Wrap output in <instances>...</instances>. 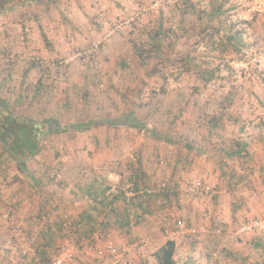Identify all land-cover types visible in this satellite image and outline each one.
Returning a JSON list of instances; mask_svg holds the SVG:
<instances>
[{"label":"rangeland","instance_id":"rangeland-1","mask_svg":"<svg viewBox=\"0 0 264 264\" xmlns=\"http://www.w3.org/2000/svg\"><path fill=\"white\" fill-rule=\"evenodd\" d=\"M18 1L0 15V97L35 123L42 148L23 172L0 146V264H37L93 236V252L67 264H157L169 239L179 244L177 264L261 261L254 243L264 233H237L262 215L264 199L256 217L228 222L220 181L234 172L243 193L252 191L251 166L264 163L255 154L264 146V17L236 0L211 24L209 0H191L196 9L185 14L184 0ZM161 18L157 53L149 40ZM237 33L242 44L229 45ZM47 120L63 131L44 137ZM238 144L242 155L229 156ZM134 182L152 196L127 197ZM120 191L125 199L114 202ZM85 209L98 228L89 239ZM215 209L223 217L211 218ZM188 210L202 220L197 212L190 222ZM207 240L216 255L199 259ZM108 242L128 248L120 262L94 253Z\"/></svg>","mask_w":264,"mask_h":264},{"label":"trees","instance_id":"trees-1","mask_svg":"<svg viewBox=\"0 0 264 264\" xmlns=\"http://www.w3.org/2000/svg\"><path fill=\"white\" fill-rule=\"evenodd\" d=\"M29 1L30 3L42 2V0H24V4L28 3ZM18 2H19L18 0H0V15L4 13H8L14 8H16L17 6L22 5V4L19 5ZM224 4L225 3H220L218 5L213 4L210 7L212 8L211 12L208 14L210 24L213 23L215 19L219 18L221 11L224 9ZM182 5L184 7H188V10H185V9L183 10L184 14L191 10L196 9V7L191 3V0H184V2H182ZM224 12H229V10L227 11V9H225ZM160 22H161L159 26L160 29L159 31H156L155 33L156 37H154V39L151 38V40H149V43L153 47L151 45L149 46L154 48L157 51V53L163 47V42L161 39H162V36L165 34L164 23L162 22V18ZM239 36H240L239 33L233 36L228 35L226 37V39L228 40V44L229 45L235 44V45L240 46V44H242L241 43L242 41ZM234 41L235 43L231 44V42H234ZM145 50L146 49H143L140 51L144 52ZM141 56H142V53H141ZM191 64L193 65V62H191ZM206 73H209V75L211 74V76H213L212 71L206 72ZM207 80H210V79H207ZM46 122H47L46 130L43 133L44 137L47 135L58 133L59 131L60 132L63 131L60 128V125L58 123L52 120H47ZM93 124L94 123H91L90 125H93ZM90 125L75 124V126H73L72 128L76 131H85V130H88L89 127H91ZM58 128H60L61 130H59ZM0 146L3 152H5L9 157H11L14 161H16V163L18 164V168L23 172L27 170L26 161L38 155L42 148L41 141L38 138V132L37 130H35V123L30 119L22 118L16 115L14 111L12 110L10 103L7 100H4L2 97H0ZM236 147L238 149L234 151L231 150L229 152L231 153L229 154L230 156H233V154L240 155L242 151L244 152L245 150L239 144ZM133 184H134L133 190L137 192L140 190H150L148 188L146 189L141 188L142 186H140L138 182H134ZM105 191L106 190H102L99 188L96 189L97 196H101L103 201L108 200V196L105 195ZM93 194H94L93 192H89V196H93ZM165 194L166 192H164L161 195H165ZM169 195L170 194L167 193L165 195L166 198H169ZM144 196L151 197L152 193L146 192ZM125 197H126L125 194L120 191L119 194L115 195L113 200L114 202H116L118 198L125 199ZM111 204L112 203H110L108 206H110ZM106 208L109 209L108 207H105V209ZM85 223L89 225V228H87L88 230H85V233L89 239L96 232H98L97 231L98 228L96 226L97 222L94 221L93 215L91 216L90 214H87V216L85 217ZM129 224H130V221L128 218H126V221L123 225L130 226ZM176 250H177V246H176L175 240H172V239L167 240L165 244L161 246L154 254L157 264H177L175 260ZM40 262L50 264L51 256L48 253H46V255L42 254V257L39 258V263Z\"/></svg>","mask_w":264,"mask_h":264},{"label":"crops","instance_id":"crops-1","mask_svg":"<svg viewBox=\"0 0 264 264\" xmlns=\"http://www.w3.org/2000/svg\"><path fill=\"white\" fill-rule=\"evenodd\" d=\"M209 1L211 2L212 5L213 4L217 5L216 4V0H209ZM231 2H233V0H218V4L225 3L226 8H230L229 9L230 13L233 12V8H234V7H231V5H230V4H232ZM261 148L263 149V151H261L262 150ZM255 150H256L255 154H256V152H261L262 157L264 158V146L263 147H259V148L256 147ZM232 151H234V150H232ZM241 155H242V153H241ZM233 156H234V154H233ZM233 156H231V157H233ZM254 162H255V164L251 166L253 168V170L251 169V172L253 173V176H254V177H251V178H253V180H252V189H251L252 191H248L246 193H243L245 190H242L241 187H240V185L242 184V182H241L242 179L239 176H236L234 172H231L232 174L230 176H228L227 173H226V175L228 177L224 181L223 180L220 181L222 184H224L225 182L227 183L225 188L229 192L228 193V197L231 200V203L227 204L228 206H226L224 204L225 213H228V215H227L228 218H226V221H228V222L229 221L232 222L233 220L236 219V217H238L240 215H244L245 218H249V217H253L254 218V216L255 215L257 216L260 213V211H261L260 202L264 199V163L258 162V161H256V159H255ZM218 189L219 188L217 187L216 190H218ZM220 194H221V192H220ZM236 197L239 199L238 201L236 200ZM217 207L218 206H216V208ZM126 210H125V212H127ZM146 211H148V207L142 206L141 212H146ZM217 211H218V209H215V210L211 211V218L215 219V216L217 218L223 217V216H220L221 214H219ZM197 212H198V217H199L198 221L202 220V214L203 213L201 211L192 212L191 210H188L186 215L189 214L190 222H192V223H196L197 222L196 221ZM87 214H90L92 216V213H91L90 209H88V210L85 209L83 211V214H81L82 215L81 222L85 221V217L87 216ZM192 214L194 216H192ZM82 224H84V223H82ZM210 241L207 240L206 244L204 246H202L200 244V247H199V250H198L199 259H201V257H200L201 254L205 255V252L212 251L210 254H215L216 253V252H213V250H209V248H211ZM224 241L225 240H223L222 242H224ZM188 242H183L182 241V243H181V244H183L182 247H181V244H180V247L182 249V252H183L184 256L185 255L186 256H190L191 255V254L189 255ZM211 242H212V246H214V244H216L214 241H211ZM97 245H98V243H97ZM176 246H177V248H179V244L178 243H176ZM254 247L261 248L263 250V252H264V241H262L260 238H256L255 243H254ZM262 255H263V253H262ZM175 259H176V257H175ZM263 259L264 258H262L261 261H258L255 264H264V260ZM113 261H114V259H113Z\"/></svg>","mask_w":264,"mask_h":264},{"label":"built area","instance_id":"built-area-1","mask_svg":"<svg viewBox=\"0 0 264 264\" xmlns=\"http://www.w3.org/2000/svg\"><path fill=\"white\" fill-rule=\"evenodd\" d=\"M239 6L248 7V10L253 16L264 17V0H236ZM131 193H126V196L132 198V196H143L147 193H152L151 190H140V191H133ZM179 233L186 234V227L184 223L179 222ZM189 232V231H188ZM200 231H193L194 234H198ZM248 233H264V212L261 216L252 219L248 223L243 224L240 229L238 230L237 235L242 236L243 234ZM96 235V234H94ZM97 241V237L93 236L89 243L84 245H72L68 247H63L62 249L59 248V253L56 258H52L51 256V263L50 264H67L73 258H77L79 256H83L86 254H91L93 251L90 250V246ZM97 257L103 258L105 256H110L117 262H120L122 258L128 253V248L126 247H117L115 244L108 242L104 248L97 249L94 252ZM38 264H46L44 262H40L38 260Z\"/></svg>","mask_w":264,"mask_h":264}]
</instances>
